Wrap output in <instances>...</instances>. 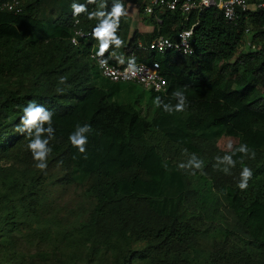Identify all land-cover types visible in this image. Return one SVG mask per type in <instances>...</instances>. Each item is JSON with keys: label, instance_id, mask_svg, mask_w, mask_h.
Segmentation results:
<instances>
[{"label": "trees", "instance_id": "trees-1", "mask_svg": "<svg viewBox=\"0 0 264 264\" xmlns=\"http://www.w3.org/2000/svg\"><path fill=\"white\" fill-rule=\"evenodd\" d=\"M107 1L101 11L105 20L116 0ZM125 1L142 13L140 1ZM85 6L87 11L79 16L63 9L64 15L56 19L44 14L42 0H24L18 14L0 9V255L6 243L15 250L11 264H41L20 251L43 244L46 249L47 243L57 264H96L106 256L111 257L109 264H264V259L225 244L204 259L198 256L202 234L214 226H224L227 234L237 231L264 250V12H251L237 23L225 21L216 8L193 12L188 21L179 12L167 13L161 24L146 17L144 23L152 24L153 32L132 34L123 48L127 59L138 42L148 45L157 35L175 39L196 23L190 56L171 50L135 53L133 62H158L167 82L164 93L149 92L150 100L160 97L175 105L177 90L187 98L183 112L169 114L156 107L148 117L138 107L140 98L125 100L123 84L101 77L89 58L92 51L99 56L93 30L100 17L89 19L88 13L96 11L94 3ZM76 19L92 33L80 46L70 43ZM125 19L120 18L115 33L119 39ZM247 27L254 49L245 44ZM242 45L247 50L236 56ZM116 47L111 44L99 57L116 64L110 57ZM61 76L67 77L64 85L58 83ZM58 87L63 91L57 92ZM29 101L54 114L53 151L45 171L34 167L26 134L15 131ZM77 124L93 129L86 154H79L68 139ZM222 135L237 143L215 155L211 138ZM241 144L256 153L254 159L243 157L253 172L243 191L237 186L242 154L233 156L237 163L230 174L215 159L231 155ZM193 153L204 162L195 170L204 183L197 192L208 190V198L181 190L183 179L193 174L178 165ZM55 167L63 171L55 183L71 182L74 173L85 178L89 203L84 219L58 235L41 213L43 190ZM173 185L177 193H169ZM33 224L37 242L24 247L20 229Z\"/></svg>", "mask_w": 264, "mask_h": 264}, {"label": "rangeland", "instance_id": "rangeland-1", "mask_svg": "<svg viewBox=\"0 0 264 264\" xmlns=\"http://www.w3.org/2000/svg\"><path fill=\"white\" fill-rule=\"evenodd\" d=\"M74 2L82 5L89 4L88 0H42V10L46 11L44 14L51 19H56L59 13H62L64 15V13L61 12V10L63 11V9H65L66 11L65 14L74 15L72 9V4ZM117 2L118 0L114 1L113 4H116ZM121 2L123 3L125 8L127 2L125 0H121ZM54 4L56 5L54 6ZM107 5V0H95L94 8L96 11H103V9ZM58 7H60V9ZM126 13L127 17L124 21L122 32L120 35L122 44L121 46L116 47L112 54H123V48L135 31L139 33L151 32V29L147 26L148 24L146 25L144 23V21L147 20L146 17L139 12L136 15L135 9L132 4L128 6ZM97 21V25H99L101 18H99ZM247 40L248 38L246 37L245 41L247 42ZM246 50V47L242 45L236 56L239 55L242 51ZM127 61H129V59H127ZM149 92L150 91L145 90L141 86L136 84H123L122 88V94L124 95L125 100L134 101L137 100V98H140L138 101V107L142 109L143 115H147L148 117H150V115H153L156 108L153 103L154 100H150L151 98ZM211 141L214 144L211 152L215 155L230 151L237 143L236 139L224 135L220 137H213L211 138ZM229 145H231L232 147L229 148ZM51 174L52 178L50 179V182L48 183L45 190H43V200L41 201L43 208L41 209V213L44 217V223L46 225H50L53 233L58 231L56 234L58 235L60 234L61 230L70 227L74 222L78 223L84 219L89 203L84 193L86 181L85 178L77 173H74L71 176V182L55 183L53 181L63 176V171L60 168L55 167L54 169H52ZM183 180L184 183L181 190H183L186 194L198 195L199 197H202V194L205 198H208L210 196L208 190H205L201 194L197 192L203 189L204 184L199 178H197V176H189L187 177V179ZM178 191V187L174 185L171 187L169 186V193H177ZM223 228L224 226H214L202 234V246L200 248V252L198 253L200 259L208 257L211 251L218 244H225L228 247H233L238 250L250 252L254 256L264 259V250L251 246L250 243L246 239H244L242 234H239L237 231L231 234H227ZM20 232L23 238L26 239L21 240L22 246H28V242H32V245H34V241L35 243L37 242V232L35 230L34 224L29 226H22ZM40 233L41 232H39V234ZM19 237L17 238V240L19 239ZM43 245H39L40 247L37 250L32 249L29 252L26 251V248L22 249L20 251V254L27 260L41 259V264H57L55 258L51 256L50 249H48L49 245L46 243V249H43L45 248L43 247ZM3 246L5 247V251H3L0 255V264H11V261L9 260L10 253L15 250L7 249L6 243H4ZM63 248L64 247H62V245L59 246V249ZM40 250L44 251V253L41 256H38L36 252ZM70 250L74 249L70 247ZM56 257H60V255H57ZM110 261L111 257L106 256L104 258H101L99 261H96V264H109Z\"/></svg>", "mask_w": 264, "mask_h": 264}, {"label": "built area", "instance_id": "built-area-1", "mask_svg": "<svg viewBox=\"0 0 264 264\" xmlns=\"http://www.w3.org/2000/svg\"><path fill=\"white\" fill-rule=\"evenodd\" d=\"M143 4L142 14L153 19L157 24L162 23L163 17L167 13L179 12L184 21L193 12H202L205 9H218L225 21L237 23L242 18L246 19L251 12L263 11L264 0H138ZM24 0H0V9L15 14L22 12ZM196 24V23H195ZM195 24L179 31L175 39H170L161 35L154 37L148 45L138 42L137 47L132 51L130 60L124 64H110L90 53L89 58L95 63L101 77L114 84H136L143 89L153 93H164L167 90V82L160 73L159 63L156 61L150 64L144 62H133L137 51H147L164 53L168 50L180 52L183 55L190 56L194 50L191 39ZM73 34L70 43L74 46H80L81 43L88 42L92 36L91 31L81 27L78 19L72 23ZM264 30V25L261 27ZM191 33V35H186ZM252 32L249 27L244 30V38H250ZM75 41V43H73ZM246 45L251 49L255 48L249 40Z\"/></svg>", "mask_w": 264, "mask_h": 264}, {"label": "clouds", "instance_id": "clouds-1", "mask_svg": "<svg viewBox=\"0 0 264 264\" xmlns=\"http://www.w3.org/2000/svg\"><path fill=\"white\" fill-rule=\"evenodd\" d=\"M89 3H95V0H88ZM73 13L75 16H79L81 13L87 11L86 6L78 3L72 4ZM127 13L121 0L115 4L108 19H101L100 24L93 30V35L100 41L99 56L109 49L111 44H115L117 47L121 46L122 41L117 38L116 30L119 26V21L122 16ZM103 18L104 12L95 11L88 13V18ZM191 35V33H186ZM75 43V41H73ZM67 82L66 76L59 78V84L64 85ZM63 89L58 87L57 92H62ZM173 98L178 102L175 105L171 103H164L160 97H156L153 101L156 107H162L163 110L169 114L173 112H183L187 106V98L183 90H177L173 93ZM53 112L47 109L45 106L37 104L34 101H29L27 106L23 108V115L20 118V123L16 126L15 131L21 135L26 134L28 140V149L31 151L34 161V167L38 170L45 171L48 168V158L51 155L53 149L49 146L51 140L55 138V128L53 125ZM93 131L89 124H77L75 130L69 135V141L71 145L78 149L79 154H86V145L88 144V136ZM232 146L229 145V148ZM187 150H185L186 152ZM236 153L242 154V158L239 161L242 165L240 172V180L238 188L240 190H246L248 188V182L253 176L252 170L244 166L243 157L255 158V151L250 149L247 144H241L231 155H224L223 157L217 156V166L223 164L222 171L225 174H230V169L236 166V161L233 156ZM85 158L86 155H85ZM203 160L199 159L194 153L190 156L186 163H180L178 167L181 170H191V174L195 175V170H201L203 168Z\"/></svg>", "mask_w": 264, "mask_h": 264}, {"label": "crops", "instance_id": "crops-1", "mask_svg": "<svg viewBox=\"0 0 264 264\" xmlns=\"http://www.w3.org/2000/svg\"><path fill=\"white\" fill-rule=\"evenodd\" d=\"M130 4H132L133 5V7H134V9H135V13H136V15L138 14V10H137V8H136V6H135V4L134 3H129V2H127V5L125 6V11L127 10V8H128V6L130 5ZM137 11V12H136ZM133 14H134V12H133ZM127 15V14H126ZM125 15V17H127ZM147 25V24H146ZM150 29H151V32L150 33H152L153 32V29H154V26L152 25V24H148L147 25ZM156 37V36H155ZM141 43V42H140ZM91 53H94L93 51L91 52ZM95 54V53H94ZM96 55V54H95ZM99 57V56H98ZM110 57L111 58H113L114 59V61H115V63L116 64H124V63H127V62H129V61H127V58H126V56H125V54L123 53V54H112V53H110ZM129 60H130V57L128 58Z\"/></svg>", "mask_w": 264, "mask_h": 264}]
</instances>
